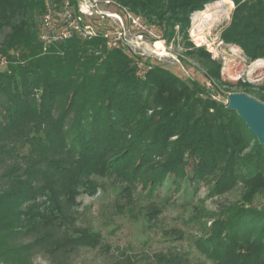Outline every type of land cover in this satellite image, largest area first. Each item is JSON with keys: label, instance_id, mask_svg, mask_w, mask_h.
Wrapping results in <instances>:
<instances>
[{"label": "trees", "instance_id": "16d2710c", "mask_svg": "<svg viewBox=\"0 0 264 264\" xmlns=\"http://www.w3.org/2000/svg\"><path fill=\"white\" fill-rule=\"evenodd\" d=\"M213 1L119 0L164 21L169 39L176 23ZM233 1L223 39L264 57V0ZM47 4L0 0V264L100 245V234L76 224L75 205L81 191L101 186L97 177L112 175L127 189L141 181L153 190L172 175L205 180L210 196L242 181L246 202L219 204L198 246L216 264H264V207L254 203L264 194V148L244 118L199 81L109 46L107 28L45 46L37 17ZM189 53L205 63L207 78L220 77L221 63L204 48ZM241 85L264 102V80Z\"/></svg>", "mask_w": 264, "mask_h": 264}, {"label": "rangeland", "instance_id": "374dc122", "mask_svg": "<svg viewBox=\"0 0 264 264\" xmlns=\"http://www.w3.org/2000/svg\"><path fill=\"white\" fill-rule=\"evenodd\" d=\"M47 2L50 26L37 17L45 46L60 40L70 29L68 35L78 32L90 38L92 26L107 28L109 46L123 45L132 54L172 70L187 82L197 80L212 88L218 100L227 101L232 92H245L241 83L264 80V57L251 59L240 45L222 37L236 8L233 0H215L190 13L184 24H175L170 39L164 21L136 14L119 0H78L77 4L62 1L57 5ZM79 11L85 14L74 27ZM198 47L221 63L219 78H207L205 63L189 53ZM0 66H6L3 59ZM186 169L191 175L192 166ZM172 177L153 190L141 181L127 189L128 183L116 175L97 177L101 186L95 193L81 191L75 210L76 224L100 234V245L81 247L69 256L34 253V264H161L157 260L161 254L181 264H216L199 248L198 238L210 233L219 204L246 202L244 184L238 181L222 194L210 196L211 185L205 180L191 183L180 178L172 182ZM254 203L264 207V194L258 195Z\"/></svg>", "mask_w": 264, "mask_h": 264}, {"label": "water", "instance_id": "95a60500", "mask_svg": "<svg viewBox=\"0 0 264 264\" xmlns=\"http://www.w3.org/2000/svg\"><path fill=\"white\" fill-rule=\"evenodd\" d=\"M225 103L244 118L264 148V102L245 92H232Z\"/></svg>", "mask_w": 264, "mask_h": 264}, {"label": "built area", "instance_id": "2783aa9c", "mask_svg": "<svg viewBox=\"0 0 264 264\" xmlns=\"http://www.w3.org/2000/svg\"><path fill=\"white\" fill-rule=\"evenodd\" d=\"M70 3V1L69 0H66L65 1V4H69ZM83 13L85 14V12H81V11H79V14L76 16L77 17V21H74V24H73V26L74 27H76V24H78V23H81L80 21H82L83 20ZM44 22H45V24L47 25V26H50V21H51V18H50V14H48V12L46 13V15L44 16ZM77 28H79V27H77ZM71 30V29H70ZM70 30H67L66 32H68V31H70ZM79 30L81 31L82 30V28L80 27L79 28ZM74 31H77V30H74ZM108 31H109V29H107V32L105 33V36H107V37H110L109 36V34H108ZM66 32H64L63 33V35H61L62 36V38H66V37H69V36H71V34L72 33H70L69 35L66 33ZM90 34H88V35H90V37H92V36H94V35H96L97 34V30H96V28H94L93 26L91 27V30L90 31H88ZM61 38V39H62ZM116 43V42H115ZM111 45V44H110ZM115 45H117V44H115ZM117 46H119V45H117Z\"/></svg>", "mask_w": 264, "mask_h": 264}, {"label": "bare ground", "instance_id": "6f19581e", "mask_svg": "<svg viewBox=\"0 0 264 264\" xmlns=\"http://www.w3.org/2000/svg\"><path fill=\"white\" fill-rule=\"evenodd\" d=\"M222 1H226V0H222ZM228 1H230L231 2V0H228ZM261 61V59H259V62ZM263 62H261L260 64H262Z\"/></svg>", "mask_w": 264, "mask_h": 264}]
</instances>
